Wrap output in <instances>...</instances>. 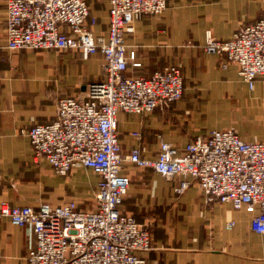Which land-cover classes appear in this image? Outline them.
Wrapping results in <instances>:
<instances>
[{"label": "crops", "instance_id": "crops-1", "mask_svg": "<svg viewBox=\"0 0 264 264\" xmlns=\"http://www.w3.org/2000/svg\"><path fill=\"white\" fill-rule=\"evenodd\" d=\"M98 20L95 37H108V0H86ZM264 18V0H167L159 16H142L136 33L126 34L143 66L128 77L149 78L166 66L180 68L182 99L152 114H118L119 142L124 156L134 149L145 160L157 159L161 142L184 148L192 139L220 130L200 123L209 116L224 128H235L242 140H264V77L251 90L239 67L224 55L205 51L206 35L228 41L244 26ZM7 5L0 0V203L39 210L76 201L80 209H96L99 175L86 168L66 176L53 172L47 161L37 162L31 141L22 129L57 119L58 102L86 98L88 86L105 82L103 56L85 59L80 51L23 49L9 52ZM222 117V119H219ZM141 135L140 140L133 133ZM131 187L121 210L148 230L152 249L138 255L148 264H264V235L253 232L252 215L229 203L210 201L192 185L177 193V178L151 168L126 165ZM235 222L233 229L227 225ZM36 245L31 227L19 228L0 218V264H23Z\"/></svg>", "mask_w": 264, "mask_h": 264}, {"label": "built area", "instance_id": "built-area-1", "mask_svg": "<svg viewBox=\"0 0 264 264\" xmlns=\"http://www.w3.org/2000/svg\"><path fill=\"white\" fill-rule=\"evenodd\" d=\"M7 5L5 49L80 51L85 59L101 53L105 82L88 86L86 98L58 102L57 119L22 129L35 161H47L56 175L74 169L93 170L100 177L96 209H80L76 201L52 207L44 204L13 207L0 203V218L19 228L31 227L36 245L23 264H148L140 252L152 249V237L132 215L121 210L131 187L125 166L151 168L166 178H177V193L198 186L210 201L229 203L252 215L253 232L264 235V140L246 142L235 128L214 130L192 139L184 148L161 142L156 160L128 156L119 142L118 114H152L180 101L184 79L177 66H166L149 78L128 77L130 67L143 66L126 34L136 33L142 16H159L167 0H108V37H95L98 20L86 0H3ZM205 51L224 55L239 67L251 90L264 77V18L244 26L228 40L207 32ZM2 49L0 48V57ZM133 138L141 139L139 133ZM235 222L227 227L233 229Z\"/></svg>", "mask_w": 264, "mask_h": 264}, {"label": "rangeland", "instance_id": "rangeland-1", "mask_svg": "<svg viewBox=\"0 0 264 264\" xmlns=\"http://www.w3.org/2000/svg\"><path fill=\"white\" fill-rule=\"evenodd\" d=\"M211 113H207L206 114V116L207 117H203L201 120H200V123L201 124H204V125H209L210 127H213L214 125H216V124H218V128L220 129V130H223V129H226V128H224V126H226V124H227V122L225 121L224 123H218L217 122V117H215V116H209ZM219 119H222V117H219Z\"/></svg>", "mask_w": 264, "mask_h": 264}]
</instances>
